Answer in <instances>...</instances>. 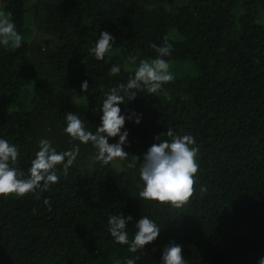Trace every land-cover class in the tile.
I'll return each mask as SVG.
<instances>
[{
	"label": "trees",
	"instance_id": "16d2710c",
	"mask_svg": "<svg viewBox=\"0 0 264 264\" xmlns=\"http://www.w3.org/2000/svg\"><path fill=\"white\" fill-rule=\"evenodd\" d=\"M0 4V264H264V0Z\"/></svg>",
	"mask_w": 264,
	"mask_h": 264
},
{
	"label": "rangeland",
	"instance_id": "374dc122",
	"mask_svg": "<svg viewBox=\"0 0 264 264\" xmlns=\"http://www.w3.org/2000/svg\"><path fill=\"white\" fill-rule=\"evenodd\" d=\"M260 19H262V17H260ZM6 21H7V17L0 4V22H6ZM38 35L41 34L34 32V34L30 36V38H36L38 37ZM16 39H19L18 36H15L14 34H9L6 37H4V44L6 46H9L11 42H13ZM141 68L145 71L146 75L149 78L153 80H160L165 78H174L183 73H190L192 72L193 65L189 59H184V60L167 59L162 61L146 60L144 61ZM124 152L126 153V151ZM126 154H130V153H126ZM114 159L116 162L124 161L123 153L118 152L115 155ZM187 171L188 170L183 167L176 168V174L178 173L183 174V172L186 174L188 173Z\"/></svg>",
	"mask_w": 264,
	"mask_h": 264
}]
</instances>
